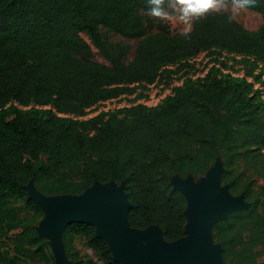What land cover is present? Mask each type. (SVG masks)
Returning a JSON list of instances; mask_svg holds the SVG:
<instances>
[{"label": "trees", "instance_id": "obj_1", "mask_svg": "<svg viewBox=\"0 0 264 264\" xmlns=\"http://www.w3.org/2000/svg\"><path fill=\"white\" fill-rule=\"evenodd\" d=\"M149 7L148 0H0V264H54L37 231L44 210L29 197L30 182L46 196L122 184L129 226L157 225L170 242L186 235L187 221V201L173 179L196 182L217 159L221 185L249 205L215 222L212 240L225 264L264 256V91L248 80L264 68V0L244 5L261 15L256 29L211 10L194 19L187 37L150 16ZM102 30L136 39L132 58L127 44ZM92 46L109 64L93 59ZM201 52L217 61L223 54L249 58L251 69L233 75L221 61L155 105L86 117L98 103L140 98L149 85L169 82ZM76 237L102 264H121L95 226L78 221L61 236L71 264H84Z\"/></svg>", "mask_w": 264, "mask_h": 264}, {"label": "water", "instance_id": "obj_2", "mask_svg": "<svg viewBox=\"0 0 264 264\" xmlns=\"http://www.w3.org/2000/svg\"><path fill=\"white\" fill-rule=\"evenodd\" d=\"M216 163L218 164L214 168ZM214 166L198 184L192 178L173 179L174 188L180 190L186 198L187 221L186 235L170 242L163 239L162 230L157 225L145 230L129 226L127 214L130 204L122 184L118 185L114 181L95 182L80 195L56 196L40 193L32 182L26 188L29 197L44 210V217L38 223L37 231L40 236L48 239L54 264H60L62 259L71 264L64 254L61 239L65 225L71 221L93 224L96 235L107 240L114 260L121 264H225L221 257V246L212 240L211 228L230 211L247 208L249 204L243 195L232 196L227 185H221L220 159L215 161ZM214 170L213 177H209ZM219 185L222 189L217 195L215 192ZM102 186H106V189ZM109 186H116V192L109 191ZM118 193L121 196L117 198ZM57 197H61V204L50 202L51 198ZM41 227L47 234L41 232ZM140 231L145 232L141 234ZM149 231V235L145 236ZM142 237L147 240L146 244L141 241Z\"/></svg>", "mask_w": 264, "mask_h": 264}, {"label": "rangeland", "instance_id": "obj_3", "mask_svg": "<svg viewBox=\"0 0 264 264\" xmlns=\"http://www.w3.org/2000/svg\"><path fill=\"white\" fill-rule=\"evenodd\" d=\"M235 3H223L219 10H224L229 12L236 20L241 22L244 26L249 29L258 28L263 22L262 17L259 13L247 9V8H239V10H234ZM170 26V29L174 32H183V27L177 25L176 23L166 22ZM103 34L108 37L110 41L113 42H121L128 45V53L127 60L132 58L135 45L137 43L136 39H128L123 38L115 33L107 32L102 30ZM85 37V36H84ZM86 40L87 37H85ZM93 51V59L100 63L109 64L107 60H105L98 52V50L92 46ZM219 61L216 60L214 54L212 52H201L195 57L186 61V65L184 68L174 74H171V80L169 82H165L164 80L160 82L153 83L148 86V89L143 92V96L138 98L135 94L133 95H122L119 98H115L112 100H107L88 109V116H93L100 111L104 110H114L116 108L127 106L135 103H145L147 105H155L165 99L168 95L172 94L174 89L178 86H182L185 78L190 77L196 80L199 77H203L206 75L208 70L213 66H221V61L224 62L222 67L224 72L231 73L233 75H247L249 70L251 69V59L243 58L241 56H227L223 54L219 57ZM173 70L176 69V66H169ZM255 74H260L259 78L255 82V78L253 77ZM166 74L165 76H167ZM253 76L248 77L249 81L254 82L255 88H261L264 91V68L258 67L253 71ZM219 162V161H218ZM218 163L215 164L214 168H216ZM213 168V169H214ZM203 178H200L199 181L194 182L198 184ZM222 186L216 188V194L219 195L221 192ZM38 226V225H37ZM143 234L145 231H140ZM141 241L146 244L147 240L142 237ZM74 244L76 248L79 250V253L83 257L84 264H102V262L96 257L94 251L88 247L85 240L80 237H76L74 239ZM52 252V251H51ZM67 261V260H66ZM68 262V261H67ZM23 264V263H22ZM29 264H43V262H38L36 260L29 262ZM69 264V262H68ZM256 264H264V256L257 258Z\"/></svg>", "mask_w": 264, "mask_h": 264}, {"label": "clouds", "instance_id": "obj_4", "mask_svg": "<svg viewBox=\"0 0 264 264\" xmlns=\"http://www.w3.org/2000/svg\"><path fill=\"white\" fill-rule=\"evenodd\" d=\"M249 2L251 0H235L234 10H239ZM148 4L150 16L182 26V34L187 37L194 19H199L211 10H219L222 0H148Z\"/></svg>", "mask_w": 264, "mask_h": 264}, {"label": "bare ground", "instance_id": "obj_5", "mask_svg": "<svg viewBox=\"0 0 264 264\" xmlns=\"http://www.w3.org/2000/svg\"><path fill=\"white\" fill-rule=\"evenodd\" d=\"M215 171H216V170L210 172L209 177L212 178V177H213V174L215 173ZM102 188H105V189H106V186H102ZM108 190L111 191V192H116L117 187H116V186H109V187H108ZM119 196H121V194L118 193V194L116 195V197L118 198ZM50 202L53 203V204H61V203H62V199H61V197L51 198V199H50ZM41 232H42L43 234H47V231H46L44 228H42V227H41ZM149 233H150V231L147 232V233L145 234V236H148ZM60 264H66V261H65L64 259H62V261L60 262Z\"/></svg>", "mask_w": 264, "mask_h": 264}]
</instances>
